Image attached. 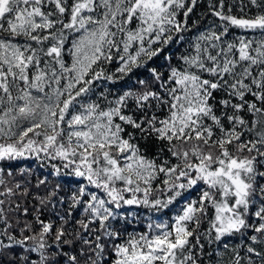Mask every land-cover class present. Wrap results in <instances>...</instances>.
I'll use <instances>...</instances> for the list:
<instances>
[{"label": "snow or ice", "instance_id": "6c2138e0", "mask_svg": "<svg viewBox=\"0 0 264 264\" xmlns=\"http://www.w3.org/2000/svg\"><path fill=\"white\" fill-rule=\"evenodd\" d=\"M0 264H264V0H0Z\"/></svg>", "mask_w": 264, "mask_h": 264}]
</instances>
